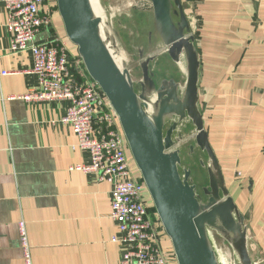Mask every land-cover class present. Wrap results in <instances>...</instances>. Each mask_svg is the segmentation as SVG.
<instances>
[{
    "label": "crops",
    "instance_id": "1",
    "mask_svg": "<svg viewBox=\"0 0 264 264\" xmlns=\"http://www.w3.org/2000/svg\"><path fill=\"white\" fill-rule=\"evenodd\" d=\"M182 3L198 26V96L209 143L249 226L250 252L264 260V0ZM41 12L51 24L39 31L35 43L58 39L76 56L55 0H48ZM5 23L0 0V264H23L17 231L21 218L33 264H117L110 185L73 170L87 158L75 148L71 129L58 123L63 104L18 99L36 85V78L30 52L9 51ZM126 155L132 178L139 180ZM161 247L167 255L172 252L167 238Z\"/></svg>",
    "mask_w": 264,
    "mask_h": 264
},
{
    "label": "water",
    "instance_id": "2",
    "mask_svg": "<svg viewBox=\"0 0 264 264\" xmlns=\"http://www.w3.org/2000/svg\"><path fill=\"white\" fill-rule=\"evenodd\" d=\"M148 2L156 42L152 46L149 38L146 56L139 50L138 80L125 68L127 61L117 60L119 54H125L111 17L100 3L102 16L95 13L91 0H55V6L66 40L75 47L87 76L100 87L117 116L175 263L264 264L251 257L249 226L229 193L204 127L198 96L201 63L189 14L182 0ZM160 55L175 66L179 80L165 75L154 81L151 63ZM178 125L191 127L190 153L196 149L205 155V164L199 160L207 177L201 194L190 178L191 170L179 171L180 145L186 136L176 131ZM215 237L228 246L229 254L219 250Z\"/></svg>",
    "mask_w": 264,
    "mask_h": 264
},
{
    "label": "built area",
    "instance_id": "3",
    "mask_svg": "<svg viewBox=\"0 0 264 264\" xmlns=\"http://www.w3.org/2000/svg\"><path fill=\"white\" fill-rule=\"evenodd\" d=\"M47 1L2 0L5 27L10 34L9 51H29L31 74L36 78V85L18 99L25 104H63L58 123L71 129L75 148L87 158L85 164L73 170L94 175L98 182L110 185V218L116 228L111 242L119 249L117 264L175 263L173 252L167 255L161 247L167 237L146 200L143 183L132 178L117 116L100 87L87 76L77 54L73 56L63 41H34L39 31L51 24L49 15L41 12ZM192 17L189 22L194 32L196 22ZM17 231L23 264H33L22 218L17 222Z\"/></svg>",
    "mask_w": 264,
    "mask_h": 264
},
{
    "label": "rangeland",
    "instance_id": "4",
    "mask_svg": "<svg viewBox=\"0 0 264 264\" xmlns=\"http://www.w3.org/2000/svg\"><path fill=\"white\" fill-rule=\"evenodd\" d=\"M99 3L104 8L105 14L107 15L108 12L111 17L112 25L114 26V30L118 36V44L127 58V64L125 68L130 72L134 80H138L140 77V71L138 68L139 50H143V55L146 56L148 54L146 43L148 42L149 38L155 39L153 36L151 15L152 9L150 3L148 0H99ZM194 21L196 24L194 25L195 31L193 33L196 36L198 33L196 31L198 26L195 18ZM156 53H159V50H157ZM151 68L161 78H164L165 71V75L167 77H173L179 80V73L177 75L175 66L172 65L165 55H160L158 59L153 61L151 63ZM168 70L171 71V75ZM187 130L188 132L186 133L185 141L180 145V150L182 152L180 172H182L184 169L191 170L190 178L193 180V183L197 184L198 187L201 188L206 185L207 177L205 168H201L199 165V160H202L205 164L206 158L203 153L196 149H194L192 153H188L187 147L193 144V135L190 126L187 128ZM129 159L130 161L132 160L130 155ZM133 164L134 163L131 161L132 169H135L136 172H138L135 165ZM137 174L139 176V173ZM230 182V180L227 182L229 187ZM230 188L229 191L232 195L234 191L232 187ZM145 197L146 200L151 203L146 189ZM215 240L219 250H221L223 254H229L228 246L217 237H215ZM250 244L252 250L254 244ZM250 254L254 260L263 261L261 260L262 258H260L255 253L250 252Z\"/></svg>",
    "mask_w": 264,
    "mask_h": 264
},
{
    "label": "flooded vegetation",
    "instance_id": "5",
    "mask_svg": "<svg viewBox=\"0 0 264 264\" xmlns=\"http://www.w3.org/2000/svg\"><path fill=\"white\" fill-rule=\"evenodd\" d=\"M155 42H156L155 39H151V43H152L151 45H152V46H154ZM146 44H147V43H146ZM164 77H165V71H164ZM166 78H169V77H166ZM158 79H161V77L158 76L157 73L154 72V81H156V80H158ZM170 125H171V123H169V124L167 125V127H169ZM187 128H188V127H186V128L184 129V126H183V127H179V125H178V126L176 127V131L179 130L182 136H186V133L188 132ZM176 131L173 133V136H174V137L177 136ZM190 146H191V145H189V146L187 147V149H188V153H190V151H189V147H190ZM180 157H181V159H182V152H180ZM179 171H180V168H179ZM206 185H207V183H206ZM206 185H205L204 187H206ZM196 188H197V190H199V194H201V191H200V190H201L203 187L199 188L198 185L196 184Z\"/></svg>",
    "mask_w": 264,
    "mask_h": 264
},
{
    "label": "bare ground",
    "instance_id": "6",
    "mask_svg": "<svg viewBox=\"0 0 264 264\" xmlns=\"http://www.w3.org/2000/svg\"><path fill=\"white\" fill-rule=\"evenodd\" d=\"M91 2H92V6H93L95 13L99 16H102L101 14H103V10L99 6V3L96 0H91ZM117 60L120 61V63H122L123 61H127L126 57L123 54H119V57L117 58Z\"/></svg>",
    "mask_w": 264,
    "mask_h": 264
},
{
    "label": "trees",
    "instance_id": "7",
    "mask_svg": "<svg viewBox=\"0 0 264 264\" xmlns=\"http://www.w3.org/2000/svg\"><path fill=\"white\" fill-rule=\"evenodd\" d=\"M153 210V208H151Z\"/></svg>",
    "mask_w": 264,
    "mask_h": 264
}]
</instances>
